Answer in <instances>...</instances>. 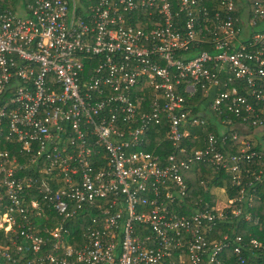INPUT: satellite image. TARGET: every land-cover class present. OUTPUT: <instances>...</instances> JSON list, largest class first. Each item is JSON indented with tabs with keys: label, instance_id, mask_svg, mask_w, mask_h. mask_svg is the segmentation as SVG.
<instances>
[{
	"label": "built area",
	"instance_id": "2783aa9c",
	"mask_svg": "<svg viewBox=\"0 0 264 264\" xmlns=\"http://www.w3.org/2000/svg\"><path fill=\"white\" fill-rule=\"evenodd\" d=\"M88 1L0 9V264H251L264 240L218 229L264 184V0ZM196 163L238 196L188 198Z\"/></svg>",
	"mask_w": 264,
	"mask_h": 264
},
{
	"label": "trees",
	"instance_id": "16d2710c",
	"mask_svg": "<svg viewBox=\"0 0 264 264\" xmlns=\"http://www.w3.org/2000/svg\"><path fill=\"white\" fill-rule=\"evenodd\" d=\"M16 0H0L1 6L0 9L6 8L11 9L13 11H16L15 8L11 7L10 5H14ZM71 2V0H69ZM77 2L80 5H87L89 3L88 0H77ZM241 4L237 5V8L239 9ZM15 7V6H14ZM256 33H263L264 32V23L259 22L258 27L255 28ZM258 48L264 49V39L259 42ZM204 47H200L201 51ZM252 105L256 107V104L251 101ZM258 104V103H257ZM260 106H263V104H258ZM195 112H198L197 108L194 109ZM246 124H249V120L245 122ZM212 129L208 127L207 129H194L192 131L193 134L198 135V138H201L205 134V132H209ZM191 145H187V150H191ZM0 148H2L0 146ZM146 151L155 153L157 155H167L171 154L173 152V148L171 144L164 139V130L163 128L157 131L156 129L153 130L150 135L149 139L147 140V147L145 148ZM236 152V151H234ZM258 166L252 167L253 170H256ZM215 175L212 168L209 166L202 164V163H196L194 164L189 173L188 178H186V184L188 185L189 190V196L188 198L199 200L207 198L203 191V182L206 186H213V187H224L226 188V194L229 199H233L238 196L237 191L238 188H232L231 187V179L229 177H225V182L215 177L211 182L206 181L205 177H211ZM248 181L247 179H244V182ZM255 191L249 190L247 193V198L249 195H253V202H256L252 207L248 206L247 204V198L245 197V201H243L241 205V213L237 217H231L228 222L224 223L222 226L218 229V234L221 233H229V234H237L240 235L245 242H247L250 238H257L258 240L262 241L264 240V184L263 185H256ZM259 200V201H258ZM239 204H235L231 206V208L228 210V214L231 215V210ZM246 214H250L252 217H256L259 219V226L258 225H252V224H245L241 222V218L245 216ZM87 219H83L82 223L76 225L75 220H71L67 222V227L73 232V234L76 235L77 242L73 244L74 247H78V244L80 243V240L78 238L79 231L82 229V227L85 225ZM51 223H54L51 218ZM7 241L3 238L2 233H0V246L1 245H7ZM264 242V241H263ZM246 254L247 260L251 264H264V250L262 251H254L253 254H250L246 251H244ZM254 255H257L255 258ZM223 264H238L235 261V258L231 251H223V253L220 255ZM28 255H25L22 257V259H18V262L23 261L24 259H27Z\"/></svg>",
	"mask_w": 264,
	"mask_h": 264
},
{
	"label": "rangeland",
	"instance_id": "374dc122",
	"mask_svg": "<svg viewBox=\"0 0 264 264\" xmlns=\"http://www.w3.org/2000/svg\"><path fill=\"white\" fill-rule=\"evenodd\" d=\"M77 2V0H75ZM15 5V4H14ZM14 5H10L11 7L15 8ZM16 12L19 14V15H22V11L21 10H16ZM253 135H258L257 134H254ZM206 181L208 182H211L213 180V177H205L204 178ZM223 183L225 182V180H222ZM223 191H226V188L223 187ZM222 191V189H215L213 186H207V195L210 196V198H212L214 204L216 205L217 208H222L227 200L229 199L227 194H224ZM34 204V203H33ZM31 220L26 218L25 219V223L29 226L32 225V222L39 228V227H42L44 225L47 224L48 221H50L51 219V216L49 213L47 212H42L41 209L37 211V209L35 211H33V215H31ZM7 216L5 215H1L0 216V228L3 227V228H10L11 224H9L7 227Z\"/></svg>",
	"mask_w": 264,
	"mask_h": 264
},
{
	"label": "crops",
	"instance_id": "0c3cea01",
	"mask_svg": "<svg viewBox=\"0 0 264 264\" xmlns=\"http://www.w3.org/2000/svg\"><path fill=\"white\" fill-rule=\"evenodd\" d=\"M12 1V0H11ZM75 1V0H74ZM13 2H15L14 4V6H15V9L16 10H21L22 9V5L20 4V2H19V0H16V1H13ZM0 6H1V2H0ZM22 11V10H21ZM259 201V200H258ZM254 204H256V202H252L251 203V207L254 205Z\"/></svg>",
	"mask_w": 264,
	"mask_h": 264
}]
</instances>
